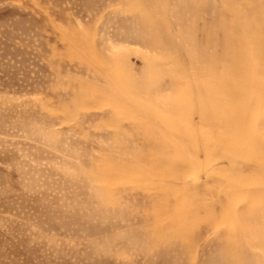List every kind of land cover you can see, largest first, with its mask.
<instances>
[{"label":"rangeland","instance_id":"rangeland-1","mask_svg":"<svg viewBox=\"0 0 264 264\" xmlns=\"http://www.w3.org/2000/svg\"><path fill=\"white\" fill-rule=\"evenodd\" d=\"M0 264H264V0H0Z\"/></svg>","mask_w":264,"mask_h":264}]
</instances>
